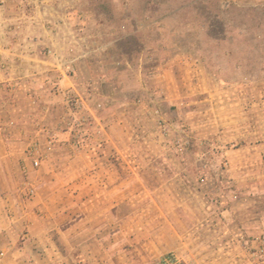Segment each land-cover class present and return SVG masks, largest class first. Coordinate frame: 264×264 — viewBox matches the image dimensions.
Returning a JSON list of instances; mask_svg holds the SVG:
<instances>
[{
    "label": "rangeland",
    "instance_id": "1",
    "mask_svg": "<svg viewBox=\"0 0 264 264\" xmlns=\"http://www.w3.org/2000/svg\"><path fill=\"white\" fill-rule=\"evenodd\" d=\"M169 251L264 264V0H0V264Z\"/></svg>",
    "mask_w": 264,
    "mask_h": 264
},
{
    "label": "built area",
    "instance_id": "2",
    "mask_svg": "<svg viewBox=\"0 0 264 264\" xmlns=\"http://www.w3.org/2000/svg\"><path fill=\"white\" fill-rule=\"evenodd\" d=\"M34 164L38 165V160H34ZM151 264H186V262L174 251H169Z\"/></svg>",
    "mask_w": 264,
    "mask_h": 264
}]
</instances>
